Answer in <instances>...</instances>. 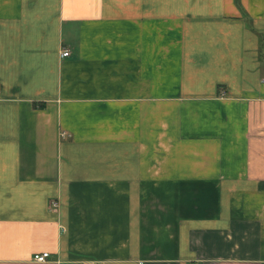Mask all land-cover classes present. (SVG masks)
Segmentation results:
<instances>
[{
    "label": "crops",
    "instance_id": "1",
    "mask_svg": "<svg viewBox=\"0 0 264 264\" xmlns=\"http://www.w3.org/2000/svg\"><path fill=\"white\" fill-rule=\"evenodd\" d=\"M263 79L264 0H0V264H264Z\"/></svg>",
    "mask_w": 264,
    "mask_h": 264
},
{
    "label": "built area",
    "instance_id": "2",
    "mask_svg": "<svg viewBox=\"0 0 264 264\" xmlns=\"http://www.w3.org/2000/svg\"><path fill=\"white\" fill-rule=\"evenodd\" d=\"M70 54V51L68 49H65L62 53V55L64 56H68ZM264 81V79H263ZM63 135L65 136L66 133H63ZM54 205H57V202H54ZM50 257H51V253L49 251H44V252H41V253H36L34 255V259L36 261H40V262H46L48 260H50Z\"/></svg>",
    "mask_w": 264,
    "mask_h": 264
}]
</instances>
